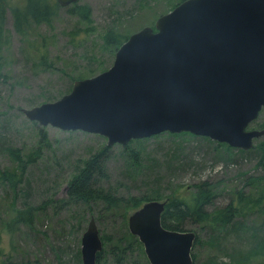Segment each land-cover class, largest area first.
<instances>
[{
  "label": "rangeland",
  "instance_id": "rangeland-1",
  "mask_svg": "<svg viewBox=\"0 0 264 264\" xmlns=\"http://www.w3.org/2000/svg\"><path fill=\"white\" fill-rule=\"evenodd\" d=\"M180 1L81 0L92 10L90 21L81 20L69 13L67 6L60 5L51 22L33 23L25 34L16 30L13 13L7 9L4 77L0 79V133L8 137L10 147L21 150L24 159L30 149L38 147L40 127L47 131L49 145L40 148L42 157L27 164L25 178L17 182V190L0 179V264H83L82 236L86 228L82 230L78 223L88 218L87 207L72 204L67 188L83 162L109 145L107 137L99 133L41 125L27 118L22 110L55 101L71 91L75 79L110 67L116 53L105 41L108 31L129 36L144 26H155L156 20ZM41 52L46 53L51 65L40 62ZM263 127L264 107L248 128ZM171 133L164 131L134 138L126 144L109 145L108 177L100 181L101 185L114 188L117 195L159 196L165 200L175 194L188 195L198 183L208 180L218 190L211 210L221 209L239 188L260 197L264 186L248 179L264 175L257 151L263 137L255 139L253 146L244 150L246 153L237 155L239 147L226 142L209 137L210 141L191 132ZM224 143L234 148L229 149ZM127 144L142 150L136 165L129 162L132 157L125 151ZM16 165L17 160L7 150L0 151V169L13 170ZM28 180L31 188L27 194L24 187ZM28 206L41 208L30 220H18L30 216ZM93 209L91 215L97 220L100 235H110L112 244L104 241L101 264H149L144 246L145 257L134 243L132 251L121 256L124 263H119V242L113 243L123 235L125 222L129 228L132 211L124 219L119 214L101 213L99 205ZM18 210L24 211V217H16ZM263 228L264 208L253 205L244 209L235 231L226 237L225 232L206 224L185 223V230L196 231L200 239L192 250L195 264H226L232 260L233 264H264V247L257 245L254 236L262 235ZM218 237L219 243L214 244L212 240ZM257 249L263 251L254 254Z\"/></svg>",
  "mask_w": 264,
  "mask_h": 264
},
{
  "label": "water",
  "instance_id": "water-1",
  "mask_svg": "<svg viewBox=\"0 0 264 264\" xmlns=\"http://www.w3.org/2000/svg\"><path fill=\"white\" fill-rule=\"evenodd\" d=\"M263 106L264 0H183L155 27L132 33L109 68L22 111L41 125L99 133L109 145L170 131L246 150L264 136V128H248ZM165 207L164 200L144 202L129 216L131 233L151 264H195L197 232L165 227ZM102 249L92 216L82 236L83 264H98Z\"/></svg>",
  "mask_w": 264,
  "mask_h": 264
},
{
  "label": "trees",
  "instance_id": "trees-1",
  "mask_svg": "<svg viewBox=\"0 0 264 264\" xmlns=\"http://www.w3.org/2000/svg\"><path fill=\"white\" fill-rule=\"evenodd\" d=\"M80 1L67 6L68 12L77 15L83 21H90L89 19H91L92 10L88 4L81 3ZM60 7L61 6L57 0H23V3L15 4H12L11 0H0V79L4 77V21L7 9L10 8L13 13L16 30L25 34L33 23L38 25L41 23L51 22L56 16ZM129 36L126 34L119 35L118 32L110 30L106 34L105 41L107 45L111 47L116 53L119 47L129 38ZM40 54L42 56V60L40 62L51 65V63L47 61L46 53L41 52ZM72 85L73 84L71 83V86ZM40 128L41 129L38 133L39 145L37 148L30 149L27 152L25 159L20 153L21 150L10 147L11 145H9L8 137L4 136L3 132L0 133V151L4 152L7 150L10 155H12L13 159L17 160L15 169H0V179L5 183H9L12 190H17V182L25 178L27 164H32L36 159L38 160L40 157H42L40 150L49 145L47 131L44 127ZM181 133L171 134L179 135ZM203 137L212 141L207 136ZM226 145L229 149L234 148L228 144ZM257 147V151L259 152L258 165L264 169V136L263 139L258 142ZM124 148L125 151L130 152L132 157L129 162L136 165L138 158L142 155V150L133 149L131 144L125 145ZM108 150L109 145L87 158L82 164L83 167L72 178L67 188L68 199L72 204H79L84 208L85 206L87 207L88 218H85L78 223V225L82 226V230H84L88 225L87 223L90 220L89 215L95 211L93 207L97 205L102 207V210H100L101 213L119 214L123 216L124 219H126L131 211L133 212L134 210L138 209L144 202L150 199L161 200L159 196L142 197L135 195H117L118 193L114 188H111L110 186L103 187L100 181L105 180V178L108 177V171L106 167V155ZM237 150L239 152L237 155L246 153L244 152L243 148H237ZM223 158H225V156ZM248 180L250 182L253 180L260 182L264 186V175L257 177L250 176ZM263 186H256V188H262ZM28 188H31L29 180L26 182V187H24L27 194ZM217 196V186L215 184H211L208 180H204L198 183L196 185V189L188 195L175 194L169 198L167 197L164 200L166 201V207L162 214L163 225L174 230H185V223L187 221H192L198 224H206L220 233L225 232L224 237H226L229 235V233L235 231L233 229L236 228L240 223V218L242 217L244 209L247 206L253 205L254 207L264 208V191L261 193L260 197H255L253 193H245L243 189L239 188L234 191L229 202L222 206L221 209H209ZM39 208H41V206H28L26 210H28L30 216L26 219L20 218L18 220H30V217L35 214L36 210ZM18 214L20 217H24L25 213L23 210H18L16 217ZM124 226L125 227L121 229L123 235H121L120 239L116 243H113L117 244L119 242V263H124V261L121 259V256L128 254V251H132L131 245L133 243L139 247L138 250H140L142 255L145 257L142 248L143 243L136 235L131 233L129 228L126 226V222ZM262 232V235L259 236L258 234H255L254 236L258 240L257 245L264 247V228L262 229ZM100 236L103 240V244L105 241L108 245H112L110 235H107L106 237V235L101 234ZM219 239L220 238L218 237L212 241L214 244H217L219 243ZM196 242H200L198 234ZM262 251L263 250L257 249L254 250L253 253L259 254ZM102 254L103 250L98 252L97 262L99 264L102 262ZM193 258L195 260V255ZM233 262L234 261L232 260L230 263L226 264H233Z\"/></svg>",
  "mask_w": 264,
  "mask_h": 264
}]
</instances>
